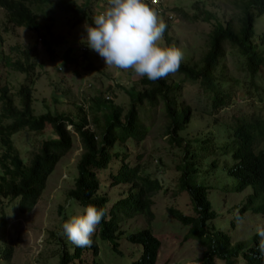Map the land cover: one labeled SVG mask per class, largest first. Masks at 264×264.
<instances>
[{
  "label": "rangeland",
  "instance_id": "374dc122",
  "mask_svg": "<svg viewBox=\"0 0 264 264\" xmlns=\"http://www.w3.org/2000/svg\"><path fill=\"white\" fill-rule=\"evenodd\" d=\"M58 0H48L39 10L33 8L40 23L49 24L54 34L63 36L65 44L54 48L50 58L44 48L36 41L33 32L23 28H15L6 20L0 10V87L5 85L7 92L17 105L16 91L23 83V74L14 72L2 65V56L10 60H22L18 51L30 50L35 42V53L31 62L34 64V84L31 90V108L34 116L46 111L68 116L74 123L82 118L80 107L87 122L85 128L97 132L100 124L99 112L89 110L90 99L101 95V100L109 98L115 105L128 107V98L123 90L139 91L143 87L138 79L144 74H152L157 65L138 56L137 50L130 46L110 47L106 44H88L82 38L84 30L89 34L90 27L86 20L77 23L79 14L57 9ZM231 0H92L90 17L103 30L109 31L117 38H125L122 24L112 12L113 5L128 10V20L135 36L143 38L141 30V12L146 14V24L151 32V50L165 51L161 28L166 26V34L170 38V46L175 49L176 60L180 63L198 64L207 51L208 34L216 23L237 26L238 12L233 9ZM85 0H67L70 7L82 8ZM107 2V3H106ZM176 9L180 11H176ZM158 11H162L158 14ZM201 11H206L212 18L204 22ZM99 13V15H98ZM184 15V16H183ZM170 16V19L167 17ZM197 16V19H192ZM91 30V29H90ZM256 35L253 42L259 44L257 36L264 37V14L257 18L253 25ZM86 38V37H85ZM85 46V57L79 48ZM259 46H261L259 44ZM224 55L219 61L216 76L224 80L222 90L229 92V105L210 115L209 95L202 92L198 84L179 82V77L169 74L167 81L180 84V92L176 94L177 104L189 108V123L180 133L185 138L203 140L210 138L214 145L221 146L230 136V125L233 117L249 118L258 114L264 118V68L260 76L250 79L245 72L244 59L235 51L224 46ZM260 48V47H259ZM264 49V42L262 44ZM66 50L67 63H63ZM260 50V49H258ZM63 63V64H62ZM101 92V94H98ZM209 114V115H208ZM141 124L147 128V134L141 143L126 141L123 145L115 143L113 151L124 153L125 162L132 167L140 164L144 174L156 178L161 188L152 194L151 217L135 214L132 217H119L116 250L111 245L95 236L97 231L87 208L78 205L66 195L76 176L75 163L81 153L77 137L72 134L71 149L59 159L54 169L45 179L44 187L36 203L27 212L17 210V199L0 198L3 209V222H0V248L10 246V255L4 259L0 256V264H57L58 254L62 248L72 250L74 245H86L91 237L97 246V254L93 256L90 249L80 252V262L73 264H129L140 253V245L127 242L124 236L140 228L149 226L152 234L159 242L154 264H199V257L204 250L199 240L185 238L186 227L178 223L168 212L174 208L185 214H192V207L185 193H178L176 183L179 172L175 166L180 161L179 147L169 145L168 137L162 134L165 117L160 104L153 109L142 111L139 115ZM94 120L97 121L95 125ZM98 133V132H97ZM54 139L49 128L40 133L26 130L11 136V142L24 166H27L40 142ZM1 153V150H0ZM213 153H208L204 162L195 172V179L204 178L208 187L207 197L211 203L214 217L207 226L216 235L222 231L229 235L232 242L246 241L263 223L264 216L246 208L239 220H233L235 212L252 192L251 186L236 189V177L229 175L223 168L225 156L223 152L217 156L214 168H204L213 161ZM160 160L159 164L157 161ZM119 159H112L105 169L96 172L98 191L105 194L108 210L112 203L126 193L128 184L110 186L108 174H115ZM264 203L262 194L253 205ZM0 208V209H1ZM233 220L234 226H230ZM86 221L87 226L78 234L77 226ZM93 236V237H92ZM214 264H224L219 259Z\"/></svg>",
  "mask_w": 264,
  "mask_h": 264
},
{
  "label": "trees",
  "instance_id": "16d2710c",
  "mask_svg": "<svg viewBox=\"0 0 264 264\" xmlns=\"http://www.w3.org/2000/svg\"><path fill=\"white\" fill-rule=\"evenodd\" d=\"M47 2L48 0H0V10L4 12L11 26L33 32L37 43H40L52 58L54 48L66 42L63 36L52 32L49 24L40 23L33 11V8L39 10ZM230 3L238 12V28L234 30L230 22L225 25L216 23L208 34L207 51L198 64H188L176 60L175 49L170 46L171 40L166 34V26L160 30L165 51L151 50L152 36L145 22L144 12H141L140 16L143 34L141 38L135 36L132 31L128 10L113 5L112 12L125 32V38H117L109 31L103 30L94 22L93 17H90L92 0H85L83 9L76 7L71 9L67 0H58L57 9L79 14L77 23L83 19L88 23L91 29L88 30L92 35L84 34V30L81 37L85 42L89 40L88 44H106L110 47H134L138 56L154 62L158 68L152 74H144L138 79V83L143 87L141 90L135 92L120 88L128 98L126 110L113 104L107 97L101 100L98 98L101 95L90 99L88 108L91 112L103 110L100 124L97 125V133L85 128L87 122L80 107L77 109L83 115L78 123L72 122L68 116L49 111L38 116L32 114L31 88L35 77L31 59L34 57L36 42L30 50L15 49L22 60H10L7 56H2V65L23 74L25 79L16 91L17 105L8 94L7 87L5 85L0 87V198L17 199V210L21 213L29 211L39 198L47 175L53 171L59 159L71 149L72 134L67 129L71 127L77 137L81 153L75 163L76 176L66 195L78 205L88 209L87 215L92 216L97 231L93 236L108 242L111 248L116 250V240L120 233L117 229L119 217L145 215L148 223L151 217L152 194L160 189L161 185L156 178L144 174L140 164L128 166L125 162L126 155L114 152L113 146L115 143L123 145L126 141L141 143L147 134V128L140 123L139 115L142 111L153 109L160 104L166 122L162 134L168 137L169 145L179 147L181 150L180 161L175 166V170L179 172L177 191L186 194L193 212L185 214L174 208L167 210L178 223L186 227L184 237L197 239L204 247L198 259L199 264H214L215 259L221 260L224 264H264V222L249 235L246 241L232 242L229 235L222 231L212 235L209 230L211 228L207 226V222H210L215 215L207 197L209 186L204 178L195 179L194 176L208 153L215 152L212 155L213 161L203 166L204 168H214V165L219 164L217 156L223 152L226 157L223 168L229 175L236 177V189H243L246 186L252 188L245 202L235 212L233 220H239L246 208L264 215V203L253 205L261 194L264 198V118H260L258 114L249 118L233 117L230 136L221 146L214 145L212 141L210 142V138L206 137L203 140L185 138L182 134L180 136V133L189 123V108L177 104L176 94L180 92V84L167 81L169 74L172 73L179 77L181 83L198 84L202 92L209 95V110L210 115H213L229 105L231 99L230 93H224L222 90L224 80L216 76L225 45L244 59L245 72L250 79L261 77L260 69L264 68L262 48L264 37L257 36L261 46L253 42L256 36L253 25L255 20L264 14V0H231ZM176 11L180 10L176 9ZM157 12L160 14L162 11L157 10ZM201 14L203 15L201 20L204 22L212 18L206 11H201ZM192 19L196 20L197 16H192ZM86 52L87 49L84 52L79 51L83 57ZM69 53L70 50H66L63 63H67ZM94 123L96 125L97 121L94 120ZM46 128L51 130L54 139L40 142L28 165L24 166L12 145L11 136L23 130L40 133ZM113 158L119 159V165L115 174H108L111 179L109 185L128 184V188L126 193L116 199L107 210L105 208L107 197L98 191L96 172L105 169ZM157 162L161 164L160 160ZM3 212L1 208L0 222H3ZM233 220L230 221V226H234ZM86 226L87 222L82 221L77 226L78 234H81ZM124 239L131 244L140 245L139 255L129 264H154L159 242L149 226L127 233ZM93 240L89 237L86 239V245H74L69 251L62 248L58 254L57 264H73L74 260L80 262L79 256L82 250L90 249L93 256H96L97 246ZM9 255L10 246L4 245L0 248L2 258L6 259ZM90 264L96 263L91 261Z\"/></svg>",
  "mask_w": 264,
  "mask_h": 264
},
{
  "label": "built area",
  "instance_id": "2783aa9c",
  "mask_svg": "<svg viewBox=\"0 0 264 264\" xmlns=\"http://www.w3.org/2000/svg\"><path fill=\"white\" fill-rule=\"evenodd\" d=\"M103 1H105V0H103ZM167 19H170V16H168ZM86 33H88L87 30H85L84 34H86ZM85 49H86V48H85L84 46H82V47L79 48V50H80L81 52H84ZM68 128H69V127H67V129H68ZM68 130H69V129H68Z\"/></svg>",
  "mask_w": 264,
  "mask_h": 264
},
{
  "label": "clouds",
  "instance_id": "9594fccd",
  "mask_svg": "<svg viewBox=\"0 0 264 264\" xmlns=\"http://www.w3.org/2000/svg\"><path fill=\"white\" fill-rule=\"evenodd\" d=\"M239 190H241V189H239ZM264 216V215H263ZM263 222H264V220H263Z\"/></svg>",
  "mask_w": 264,
  "mask_h": 264
}]
</instances>
